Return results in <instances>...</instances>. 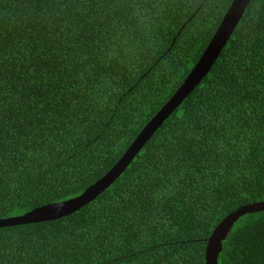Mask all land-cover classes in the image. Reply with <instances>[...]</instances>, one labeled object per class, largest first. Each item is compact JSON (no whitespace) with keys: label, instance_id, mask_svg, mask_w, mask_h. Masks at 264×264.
Instances as JSON below:
<instances>
[{"label":"trees","instance_id":"trees-1","mask_svg":"<svg viewBox=\"0 0 264 264\" xmlns=\"http://www.w3.org/2000/svg\"><path fill=\"white\" fill-rule=\"evenodd\" d=\"M234 0H0V219L81 196L184 84ZM264 203V0L96 200L0 228V264H206ZM219 264H264V212Z\"/></svg>","mask_w":264,"mask_h":264},{"label":"water","instance_id":"water-1","mask_svg":"<svg viewBox=\"0 0 264 264\" xmlns=\"http://www.w3.org/2000/svg\"><path fill=\"white\" fill-rule=\"evenodd\" d=\"M251 2L252 0L233 1L210 45L184 84L172 99L162 108V110L151 120L130 146L125 155L112 168V170L107 173V175L86 190L78 198L63 203L47 205L21 217L0 219V228L55 221L65 218L78 212L110 188L131 165L155 132L171 117L184 100L195 91L213 69L215 63L243 19ZM258 212H264V203L246 206L227 217L215 229L213 235L209 239L206 251V264H219V257L223 252V243L228 237L233 225L243 216Z\"/></svg>","mask_w":264,"mask_h":264}]
</instances>
